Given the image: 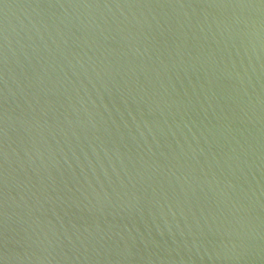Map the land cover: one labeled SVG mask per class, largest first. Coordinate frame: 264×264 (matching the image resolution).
<instances>
[{
  "label": "water",
  "instance_id": "water-1",
  "mask_svg": "<svg viewBox=\"0 0 264 264\" xmlns=\"http://www.w3.org/2000/svg\"><path fill=\"white\" fill-rule=\"evenodd\" d=\"M0 264H264V0H0Z\"/></svg>",
  "mask_w": 264,
  "mask_h": 264
}]
</instances>
